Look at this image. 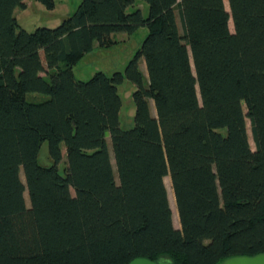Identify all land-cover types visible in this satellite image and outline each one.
<instances>
[{"label": "trees", "instance_id": "1", "mask_svg": "<svg viewBox=\"0 0 264 264\" xmlns=\"http://www.w3.org/2000/svg\"><path fill=\"white\" fill-rule=\"evenodd\" d=\"M136 1L82 0L58 27L28 32L14 14L24 0H0V264H220L264 252V0H144L148 17L128 11ZM141 28L124 72L75 78L95 46ZM125 79L136 88L130 130ZM45 143L51 166L39 164Z\"/></svg>", "mask_w": 264, "mask_h": 264}, {"label": "rangeland", "instance_id": "2", "mask_svg": "<svg viewBox=\"0 0 264 264\" xmlns=\"http://www.w3.org/2000/svg\"><path fill=\"white\" fill-rule=\"evenodd\" d=\"M226 6L228 7V1L224 0ZM27 5L25 9L17 8L14 12L15 17L22 29L28 32H33L37 28H56L62 21L70 16H72L82 0H54L55 8L52 10L47 9L44 5L37 2L36 0H24ZM136 8H139L144 17L149 15V7L144 0H137L136 7L130 8L128 11L132 12ZM230 28L232 31L233 23L230 22ZM148 35L147 28H141L132 35H127L124 33L116 34L115 40L116 44L103 48L95 46L93 51L87 54L74 68L75 78L79 81H88L96 73L103 72L108 76L113 75L115 72H124L126 65L135 56L136 52L140 49L143 41ZM141 71L144 74V80L148 81V75L146 71V66L144 61L140 62ZM135 86L128 80H124L123 84L119 86V93L122 98V109L120 113V126L123 130H130L134 126V116L136 112V107L133 101V93L135 92ZM48 99V96L29 93L27 94V101L31 103H40ZM151 110L153 116L156 115V109L153 102H151ZM246 113V109H245ZM247 130L249 136L250 146L255 150V144L251 133V124L249 119L246 120ZM109 150L111 152L112 164L114 165V158L112 152V144L110 136L107 135ZM63 150V161L59 166L60 171L64 172V167L66 166L65 158V147L62 146ZM39 164L42 166H51L52 161L49 157L48 143H45L39 154ZM21 178L24 180V175L21 172ZM165 184L168 191V197L173 212V222L177 229H180V221L178 216V211L176 207L175 197L172 190L171 180L169 177L165 178ZM25 197L28 200V193H25Z\"/></svg>", "mask_w": 264, "mask_h": 264}, {"label": "water", "instance_id": "3", "mask_svg": "<svg viewBox=\"0 0 264 264\" xmlns=\"http://www.w3.org/2000/svg\"><path fill=\"white\" fill-rule=\"evenodd\" d=\"M130 264H173L169 257H163L157 261L140 257L134 259ZM220 264H264V252L253 256H234L225 259Z\"/></svg>", "mask_w": 264, "mask_h": 264}, {"label": "crops", "instance_id": "4", "mask_svg": "<svg viewBox=\"0 0 264 264\" xmlns=\"http://www.w3.org/2000/svg\"><path fill=\"white\" fill-rule=\"evenodd\" d=\"M27 6V5H26Z\"/></svg>", "mask_w": 264, "mask_h": 264}]
</instances>
